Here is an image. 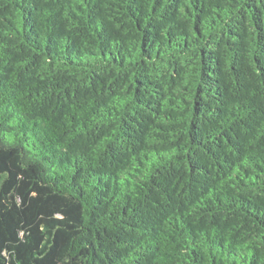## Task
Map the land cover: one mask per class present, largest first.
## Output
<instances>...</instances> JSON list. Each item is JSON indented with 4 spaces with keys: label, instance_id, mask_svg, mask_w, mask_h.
<instances>
[{
    "label": "trees",
    "instance_id": "1",
    "mask_svg": "<svg viewBox=\"0 0 264 264\" xmlns=\"http://www.w3.org/2000/svg\"><path fill=\"white\" fill-rule=\"evenodd\" d=\"M0 264H264V0H0Z\"/></svg>",
    "mask_w": 264,
    "mask_h": 264
}]
</instances>
